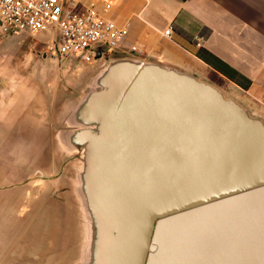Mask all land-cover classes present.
<instances>
[{
	"label": "water",
	"instance_id": "1",
	"mask_svg": "<svg viewBox=\"0 0 264 264\" xmlns=\"http://www.w3.org/2000/svg\"><path fill=\"white\" fill-rule=\"evenodd\" d=\"M135 83L98 102L111 105L112 95V105H133L134 125L120 120L74 144L91 138L86 156L102 193L106 179L115 199L130 184L128 264H264L263 132L240 107L220 105L216 91L188 77L157 73ZM185 196L204 202L157 213Z\"/></svg>",
	"mask_w": 264,
	"mask_h": 264
},
{
	"label": "rangeland",
	"instance_id": "2",
	"mask_svg": "<svg viewBox=\"0 0 264 264\" xmlns=\"http://www.w3.org/2000/svg\"><path fill=\"white\" fill-rule=\"evenodd\" d=\"M50 46L47 36L0 35V264H128L130 184L115 199L106 179L102 193L85 147L74 145L73 133L85 128L74 108L99 93ZM220 86V105H237L264 134V105L244 104ZM202 202L185 196L157 213Z\"/></svg>",
	"mask_w": 264,
	"mask_h": 264
},
{
	"label": "crops",
	"instance_id": "3",
	"mask_svg": "<svg viewBox=\"0 0 264 264\" xmlns=\"http://www.w3.org/2000/svg\"><path fill=\"white\" fill-rule=\"evenodd\" d=\"M80 2L83 7L92 5L104 19L126 29L127 36L121 48L106 60L92 64L63 60L89 75L90 93H99L84 98L74 108L82 110L73 116L85 127L73 133L74 141H79L78 135L82 133L93 137L111 131L120 120H131L128 124L133 126L134 121L129 117L135 114L136 107L98 102L101 103L105 93H122L120 86H134L136 79L144 81L157 73L185 76L217 93L224 91L220 86L222 81L227 93L244 104L264 105V0ZM169 27L170 36H165L163 33ZM131 46L138 47L140 52H130ZM207 59L217 64H209ZM223 67H227L233 78L221 72ZM86 136L83 146L87 153L92 140Z\"/></svg>",
	"mask_w": 264,
	"mask_h": 264
},
{
	"label": "built area",
	"instance_id": "4",
	"mask_svg": "<svg viewBox=\"0 0 264 264\" xmlns=\"http://www.w3.org/2000/svg\"><path fill=\"white\" fill-rule=\"evenodd\" d=\"M171 27L164 31L170 36ZM41 35L51 39L58 59L85 64L103 61L121 48L127 30L104 19L80 0H0V35ZM130 52H140L136 46Z\"/></svg>",
	"mask_w": 264,
	"mask_h": 264
},
{
	"label": "trees",
	"instance_id": "5",
	"mask_svg": "<svg viewBox=\"0 0 264 264\" xmlns=\"http://www.w3.org/2000/svg\"><path fill=\"white\" fill-rule=\"evenodd\" d=\"M209 64L216 65V63L213 62V60L207 59ZM221 72L227 77V78H233V74L227 69V67L220 68Z\"/></svg>",
	"mask_w": 264,
	"mask_h": 264
}]
</instances>
